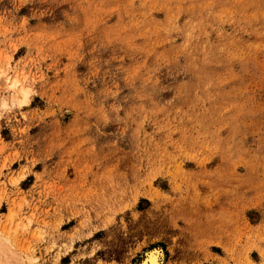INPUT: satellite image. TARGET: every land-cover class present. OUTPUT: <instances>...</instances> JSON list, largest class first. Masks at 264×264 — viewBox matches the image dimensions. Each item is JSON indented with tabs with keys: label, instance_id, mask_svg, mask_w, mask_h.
I'll return each instance as SVG.
<instances>
[{
	"label": "rangeland",
	"instance_id": "obj_1",
	"mask_svg": "<svg viewBox=\"0 0 264 264\" xmlns=\"http://www.w3.org/2000/svg\"><path fill=\"white\" fill-rule=\"evenodd\" d=\"M0 238L264 264V0H0Z\"/></svg>",
	"mask_w": 264,
	"mask_h": 264
},
{
	"label": "bare ground",
	"instance_id": "obj_2",
	"mask_svg": "<svg viewBox=\"0 0 264 264\" xmlns=\"http://www.w3.org/2000/svg\"><path fill=\"white\" fill-rule=\"evenodd\" d=\"M6 87L14 91L17 87V82L14 80H9L8 82H6ZM162 258V251L154 248L147 252L146 257L141 264H161Z\"/></svg>",
	"mask_w": 264,
	"mask_h": 264
},
{
	"label": "water",
	"instance_id": "obj_3",
	"mask_svg": "<svg viewBox=\"0 0 264 264\" xmlns=\"http://www.w3.org/2000/svg\"><path fill=\"white\" fill-rule=\"evenodd\" d=\"M147 255V254H146ZM145 259V258H144Z\"/></svg>",
	"mask_w": 264,
	"mask_h": 264
}]
</instances>
